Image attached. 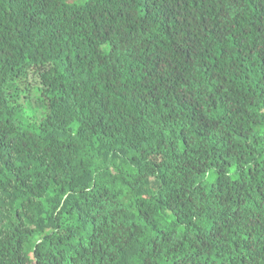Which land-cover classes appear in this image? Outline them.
I'll return each mask as SVG.
<instances>
[{"label":"trees","instance_id":"16d2710c","mask_svg":"<svg viewBox=\"0 0 264 264\" xmlns=\"http://www.w3.org/2000/svg\"><path fill=\"white\" fill-rule=\"evenodd\" d=\"M0 264H264V0H0Z\"/></svg>","mask_w":264,"mask_h":264}]
</instances>
